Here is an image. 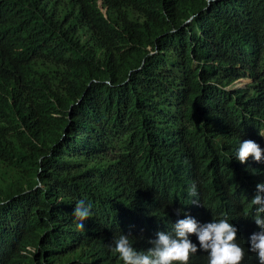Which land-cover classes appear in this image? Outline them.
Returning a JSON list of instances; mask_svg holds the SVG:
<instances>
[{
	"label": "trees",
	"instance_id": "trees-1",
	"mask_svg": "<svg viewBox=\"0 0 264 264\" xmlns=\"http://www.w3.org/2000/svg\"><path fill=\"white\" fill-rule=\"evenodd\" d=\"M221 106L236 131V106L264 116V0H0V264L109 263L104 217L120 234L122 205L159 211L144 158L230 166ZM79 201L91 216L68 237Z\"/></svg>",
	"mask_w": 264,
	"mask_h": 264
},
{
	"label": "clouds",
	"instance_id": "clouds-1",
	"mask_svg": "<svg viewBox=\"0 0 264 264\" xmlns=\"http://www.w3.org/2000/svg\"><path fill=\"white\" fill-rule=\"evenodd\" d=\"M242 80L247 82L238 85ZM251 81L239 77L232 85L242 88ZM236 107L246 122L240 131L232 128L226 107L213 114L216 140L220 151L227 149L230 166L207 163L194 148L169 151L159 146L157 164L146 158L141 163V176L150 179L159 211H133L122 205L126 232L120 234L104 217L92 238L114 258L109 263L96 259L94 264H264V116ZM242 179H251L248 187ZM136 198L145 200L137 194ZM90 208L84 201L77 203L73 216L80 228L73 227L68 237L83 229ZM146 232L150 235L141 243H130L129 235ZM106 235H112L109 244L103 242ZM33 251L27 247L20 254ZM31 264L47 263L33 258Z\"/></svg>",
	"mask_w": 264,
	"mask_h": 264
},
{
	"label": "rangeland",
	"instance_id": "rangeland-1",
	"mask_svg": "<svg viewBox=\"0 0 264 264\" xmlns=\"http://www.w3.org/2000/svg\"><path fill=\"white\" fill-rule=\"evenodd\" d=\"M245 82H247V80H242V81L238 82V85H242V84H244Z\"/></svg>",
	"mask_w": 264,
	"mask_h": 264
}]
</instances>
